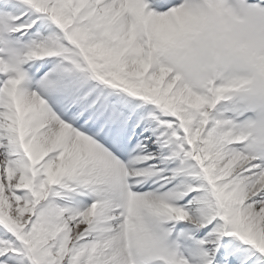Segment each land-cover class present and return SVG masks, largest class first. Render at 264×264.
I'll list each match as a JSON object with an SVG mask.
<instances>
[{
    "label": "snow or ice",
    "instance_id": "6c2138e0",
    "mask_svg": "<svg viewBox=\"0 0 264 264\" xmlns=\"http://www.w3.org/2000/svg\"><path fill=\"white\" fill-rule=\"evenodd\" d=\"M0 264H264V0H0Z\"/></svg>",
    "mask_w": 264,
    "mask_h": 264
}]
</instances>
